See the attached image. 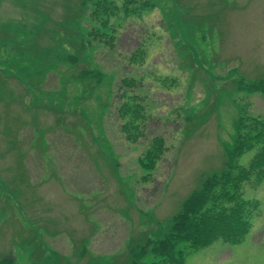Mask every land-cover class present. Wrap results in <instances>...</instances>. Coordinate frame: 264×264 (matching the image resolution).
Here are the masks:
<instances>
[{"label": "rangeland", "instance_id": "374dc122", "mask_svg": "<svg viewBox=\"0 0 264 264\" xmlns=\"http://www.w3.org/2000/svg\"><path fill=\"white\" fill-rule=\"evenodd\" d=\"M261 79L264 0H0V259L264 264L258 170L209 192L251 201L239 243L154 251L264 146Z\"/></svg>", "mask_w": 264, "mask_h": 264}, {"label": "trees", "instance_id": "16d2710c", "mask_svg": "<svg viewBox=\"0 0 264 264\" xmlns=\"http://www.w3.org/2000/svg\"><path fill=\"white\" fill-rule=\"evenodd\" d=\"M130 2L131 0H127ZM264 80L261 79L263 84ZM241 125H245L243 121L237 123V134L233 142L232 149L229 151V159L241 152L246 145L241 142ZM229 168L223 170L216 176L225 175V180L214 175L208 179L198 192L192 193L182 204L179 210L172 218L173 222L170 225L169 233L159 242L155 252L159 256H172L175 246L186 241L192 249H199L209 246L217 239H223L231 243H239L250 228L249 215L250 211L247 207L251 201L241 199L238 193H230L227 195V200L231 201L230 206L211 207L209 205L210 195L215 186L223 184L225 187L229 182H238L247 178L252 172L258 170L260 174H264V146L260 152L252 158L248 167L239 168L238 172L232 177V165H227ZM206 186V187H205ZM145 247V246H144ZM138 259L130 264H147L139 262ZM175 260V259H174ZM12 258L7 255L0 259V264H11ZM182 260L179 264H182Z\"/></svg>", "mask_w": 264, "mask_h": 264}]
</instances>
